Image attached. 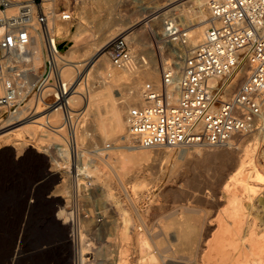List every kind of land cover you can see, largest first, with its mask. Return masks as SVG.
Returning <instances> with one entry per match:
<instances>
[{
	"label": "rangeland",
	"instance_id": "1",
	"mask_svg": "<svg viewBox=\"0 0 264 264\" xmlns=\"http://www.w3.org/2000/svg\"><path fill=\"white\" fill-rule=\"evenodd\" d=\"M42 2L53 3V10L56 14L62 10L71 13L69 20L61 19L59 15L56 19L64 29L68 28L67 33L58 34L57 40L62 45L65 44V41L77 40L69 47H62L61 53L65 60L86 59L101 44L105 46L112 37L120 33L124 34L132 21L143 20L141 26L137 28L135 36H131L129 40L131 51L138 59L137 65L144 62L143 60L148 61L147 66L157 65L155 63H158V66L163 64L160 73H158L159 79L162 78L160 74L163 72V67L165 68L169 63L174 64L176 56L180 55L181 51L178 52L177 48L180 46L175 42L173 46L170 44L165 46L163 42H157L149 36L147 26L152 21H147L149 19L147 17L150 8L165 5L166 8L162 12H167V14L162 16L163 19L174 17L175 22L186 29L196 18L195 13L200 11V8L193 3L184 5L182 8L179 7L177 11L176 9L172 10L174 5L168 7V2L171 0H42ZM206 8L207 5H204L201 10L207 19L209 12ZM178 14L186 16L187 19H179ZM146 27L147 30H145ZM110 32L114 34L105 41H101ZM162 48L164 50H161ZM87 49L91 53L85 55ZM181 49L185 51L183 47ZM105 58L109 64L105 69L106 74L114 76L116 73H121V69L113 66L106 54ZM94 63L95 61L83 73L79 70L75 71L72 80H70L71 82L78 79L82 88L80 92L83 93V99L80 98L81 100L73 106L75 109L84 110V95L87 89H89L87 91L91 90V93L99 95L108 92L105 90L103 82L110 78L105 74L101 75L97 69L98 64L93 66ZM146 65L137 68V71L132 73L133 75L123 69L124 74L122 75L124 76L115 81V85L109 90L112 91L110 94L118 100L124 99L128 91L127 87L135 85L137 77H140L137 83L140 88H143L145 83L151 82L141 74ZM42 68L43 66L39 72ZM90 69L91 72L86 75ZM34 82L35 79L32 80V83ZM154 83L156 84L157 81ZM127 84L129 85L127 86ZM33 91L23 90L29 106L34 101ZM119 92L121 93L119 94ZM138 104H141V101ZM127 111L126 109L124 115L127 114ZM92 112L89 111L87 116L83 111L76 119L79 123L77 157L71 156L66 150L68 149V130L61 126L58 127L61 129L59 130L61 133L56 134L55 138L40 137L37 139L25 136L37 147L34 148L36 155L29 157L20 144H15L18 142L14 139L17 132L15 129L20 123L18 117L8 116L5 109L0 108V136L2 135L0 137V264H10L11 251L17 237L18 255L14 264H75L76 259L73 263L70 238V235L75 232L78 233L79 239L83 238V241L81 240L77 245L80 251L82 246L87 248L82 264H110L117 260L120 264H140L141 255H144L148 250L159 254L161 259L158 260V264H201V256L205 253L203 250H207L208 243L206 242L217 235L220 217L229 205L223 185L229 176L236 172V168L232 167V162L244 154L243 151L238 152L237 147L238 145L244 146L247 139H252L257 130L237 135L234 137L232 146H191L187 149L185 156L180 155L183 147L169 146L148 148L145 155L135 154V157L139 158V164L136 168H131L123 178L126 194L119 186L115 168L111 166L113 161H110V164H104L100 160V157L105 155L104 153L108 151L112 153L111 149L115 144L124 143L118 140L117 136L112 135L102 139L104 135L102 136L99 126H97L98 121L93 117L94 113ZM38 115H41V112ZM52 116L49 119L52 124L58 126L62 118L56 121L57 114ZM13 145L15 146L13 147ZM104 146L105 148L101 149ZM263 146L264 142L257 156L262 167H264L261 161ZM59 147H64L65 150H61ZM7 149H13L12 154L8 155ZM39 150L40 152H36ZM120 150L127 151L126 148L121 147L115 151ZM140 150H135V152ZM64 151H66L67 158L63 157L62 152ZM217 154L228 155L231 161H224ZM209 155L211 156L209 157ZM86 156H90L93 160L91 165L85 168V171L81 161ZM54 161L58 164L56 165ZM96 163L100 166L103 165L105 172L112 177L111 191L114 195L112 198L114 202L104 200L103 184H101L104 180L99 177H104V175L96 172V168H94ZM51 173H53L52 176ZM76 178L79 189L74 192ZM252 179L249 181L253 186L258 187L256 192L258 195L250 203L260 204L250 206L248 218L250 221H256L259 224L258 233H263L264 221L260 222L263 216L260 209H264L262 208L264 207V181L258 182ZM88 181L91 182L89 187L86 186ZM75 200L79 205L77 217L71 210V205ZM245 202H249L247 198ZM116 203L120 205V208L126 209L130 213L126 232H130L129 226L132 231L124 240L121 231L124 224L123 216L118 213V206L113 205ZM61 209H64V214L59 217ZM97 212L99 213L97 214ZM99 216L102 218L101 222H97ZM199 219L205 221L206 233L201 239V247L192 255V258L190 254L197 249V246L192 244L188 247L192 251L189 249L181 251L178 248L175 235L183 226L190 230L193 229V225ZM246 221L243 214L236 220V223L243 224ZM53 222H57L60 229L54 228ZM145 236L151 245L150 248L142 250L137 242L139 238ZM187 240L191 241L192 238H187Z\"/></svg>",
	"mask_w": 264,
	"mask_h": 264
},
{
	"label": "built area",
	"instance_id": "2",
	"mask_svg": "<svg viewBox=\"0 0 264 264\" xmlns=\"http://www.w3.org/2000/svg\"><path fill=\"white\" fill-rule=\"evenodd\" d=\"M12 6L16 10L10 12ZM207 8L208 26L197 46L184 55L179 68L171 63L163 68L159 84L145 83L142 103L128 109L127 127L134 146L225 145L235 135L260 130L264 125V0H207ZM50 13L42 0H0V83L5 90L0 95V108L8 116L18 117V122L61 109V127L68 130L66 150L77 157L76 119L82 112L69 105L72 83L63 77L66 60L47 27ZM59 15L64 20L71 18L67 10ZM172 18L165 19V31L167 38L180 46V52L188 31ZM35 24L44 35L47 58L35 82L25 85L16 55L29 53ZM105 52L117 68L138 62L122 33L106 43ZM18 90H34L31 106L24 92ZM173 91L177 92L176 100L170 97ZM261 158L264 164V150ZM75 184L74 192L79 189L77 178ZM71 207L77 217L78 202L75 200ZM101 220L97 217V222ZM70 238L73 263L76 259V264H82L85 257L77 246L78 233Z\"/></svg>",
	"mask_w": 264,
	"mask_h": 264
},
{
	"label": "bare ground",
	"instance_id": "3",
	"mask_svg": "<svg viewBox=\"0 0 264 264\" xmlns=\"http://www.w3.org/2000/svg\"><path fill=\"white\" fill-rule=\"evenodd\" d=\"M190 3H193L195 6L199 7L200 11L198 13L196 12L197 14L195 13L196 18L192 17L195 19L188 26V29H189L188 39H187V43L183 46V49H185V51H183L181 49V54L176 56V60L174 63L176 68H179L181 66L184 55L188 54V51L190 52L195 46H197V44L203 38V35H204L205 30L207 28L206 26L208 25V22H206L208 20V18L206 19L204 12L201 10V8L204 5H207V0H171V2H168V7L170 5L171 6L174 5L172 10L176 9V11H177V10H179V7L182 8L184 5H188ZM44 7H45L46 11L52 12L48 15L47 27L49 28V30L56 37L60 33L61 34L67 33L68 28L64 29V27L61 26V24H59L56 21L59 14H56L55 10H53V3H51V2L47 3L46 2V3H44ZM165 8H166V6L164 5V6H160V7L153 6L152 8H150V10L148 9L149 14H148L147 18H149V19L147 21H152V22L150 23L149 26H147L148 30H147V27L145 30H147L149 36L151 38H153L154 40H156L157 42H160V43L163 42L165 46L167 44H170L173 46V43H172L173 41L171 39L167 38L166 31H165V23H164L165 20L163 19V17H164V14L165 15L167 14V12H162ZM199 8H197V9H199ZM194 9H196V8H194ZM15 10H16V7L12 6L9 11L13 12ZM180 11H181V9H180ZM192 15H194V14H192ZM177 16L179 17V19H184V20L187 19L186 16L181 15V14H178ZM59 17H60V15H59ZM142 22H143V20L142 21H132L128 25V30L126 32H124V34L127 36L128 40L131 39V36L132 37L135 36L134 34H135V32H137V28L141 26ZM110 28H111V26H110ZM128 31H129V33H128ZM31 33H32L33 37H32V40H31L29 46H28L29 53L18 52V54L16 55V58L19 60L18 61V68L24 71L23 77H24V79H26V82H27V83H25V85H29L32 82V80L35 79V75L39 72V69L42 66H44V63H45L46 58H47V54L45 52V47H46L45 38H44V35H43L42 31L40 30V27L38 26V24L34 25V27L31 30ZM113 34H114L113 32H110L109 34L105 35L101 41H105V39L111 37ZM76 41L77 40H74V39L71 42L65 41V44L62 45L61 42L57 40V46L59 47L60 50H62V47H64V46L69 47L71 44H74V42H76ZM104 48H105V46L103 44H101V46H98L97 49L95 50V52H93V53H91L90 50L87 49L86 50L87 54H85V55H88L90 53L91 54L86 59L66 60L67 62L64 66L62 74H63V77L65 79L72 80L75 71L79 70L80 72L83 73L87 70V68L91 65V63L93 61H95L93 66L98 64L97 69L99 70L101 75L105 74L106 77L110 78V79H108V81H104V82L102 79L105 90H108L107 93H104V94L100 93L102 95H99L96 93H91V90H90V92L87 91L89 89L86 88L87 90H86V93L84 95V101H85L84 110H81V112L85 111V115H87V113L89 111H91V112L93 111L92 112V113H94L93 117H95L96 120L98 121L97 126H99V129L102 133V136L103 135L105 136V137L103 136L104 138L101 136L102 139L107 138L106 136L112 135V136H117L119 138L118 140H121L124 143L121 145L115 144L111 149L112 153L109 151L104 153L105 155L101 156L100 160L102 162H104V164H110V161H113L112 162L113 165H111V166L113 168H115V170H116L115 176L117 177V179L119 181L118 182L119 186H121L120 188H122L124 193L127 194L126 187L123 183V178L131 168H136L138 166V164H139L138 159L139 158L137 159L135 157V154L145 155L148 152L147 151L148 148H154V147L144 148V147H138V146L133 145V143L131 142L129 133H128L127 120H126L127 114L124 115V112L126 111V109L128 110V108L131 105H139L138 104L139 101H141V103H142L143 88H140L139 85L137 84L140 77L136 78V84L135 85H133L131 87H127L128 91L126 93V97L124 99H120L121 101L116 99L115 97H113V95L110 94L112 91H109V90H111L112 86L115 85L116 80L121 79L124 76V75H122V74H124L123 69H124V71L127 70L130 74H132V73H135L137 71L136 70L137 68H139V67L141 68L143 65L145 66L148 61L145 60V62L138 64V65L136 64L137 61H134L131 64H129L128 66L120 68L121 73H119V74L116 73L114 76H111V75L105 73V69L108 68L109 64L106 61L107 58H105L106 52H105ZM161 50H164V49L162 48ZM60 56L64 60V57H63L61 52H60ZM78 57H80V55H78ZM165 62H163V63H165ZM155 64H157V65H151V66L146 65V68L141 72V74H142V76L147 78L149 81H151L153 83L155 81H157L156 84H159V82H160L159 80L161 78L160 79L158 78V73H160V71H161L160 69H161L163 64L161 66L160 65L158 66V63H155ZM91 69L87 72L86 75H88L91 72ZM127 71H125V72H127ZM139 71H141V70H139ZM129 73H127V74H129ZM160 75L162 77L163 72ZM12 78H15L13 73H12ZM104 80H105V77H104ZM71 83H72V86H71L70 95H69V105L72 107V106L76 105L75 103H77L78 101L81 100L80 98L83 99V93L80 92V90H82V88L80 87V82H78V79L75 80L74 82L71 81ZM128 85L129 84H127V86ZM30 87H31V85H30ZM74 88H76V90H74ZM104 88H102V90H104ZM169 90H175V89H173L172 87H169ZM18 91H20L22 93L23 90H18ZM4 92H5V90L2 86V84L0 83V95L3 94ZM100 92H101V90H100ZM120 93L121 92H119V94ZM170 97L172 100H176L177 99V92H174V91L170 92ZM82 108H83V106H82ZM38 114H40V113H38ZM38 114H36L37 116L34 115L31 118H28L24 121H21L15 129V130H17V132L15 133L16 135L14 136L15 137L14 139L18 141L17 143L15 142V144H20L21 147L24 149V151L27 153V155L29 157L36 155V154H34L35 153L34 148H37V147L35 145H33L32 142H29V140H27L25 138V136H31V137L37 138V139H39L40 137L55 138L56 134L61 133L59 131L61 129L58 128L59 126H61L62 119H63L61 109L57 108V109H53V110L48 111L46 114H42V113H41V115H38ZM53 114H55V115L57 114V120L56 121H58L59 118H62L61 123L58 126L52 124L51 120L49 119V118L53 117L52 116ZM94 122H95V120H94ZM53 126H55V127H53ZM77 128H78V125L75 128L76 142H77V137H78L77 136ZM78 135H79V133H78ZM236 136L237 135H235L234 137H236ZM79 137H80V135H79ZM234 137L232 138V140H230L228 142V144L217 145V146H232ZM247 140H246L247 143L245 145L243 144L244 146L240 147V145H238V147H237L238 152L243 151V153H244L243 156L237 160H234V161L232 160L233 161L232 167L234 166L236 168V172L233 173L232 175H230L228 180L225 181L224 182L225 184L223 185V191H224L225 196L228 198L227 201L229 202V205H228L227 210L224 211L220 217L219 230H218L217 235L214 236L210 241L206 242V243H208L206 246L207 250H203V252H205V253L203 255L201 254L202 255L201 256L202 257L201 264H264V232L258 233L257 228H258L259 224L254 220L250 221V219L248 218L249 213H250L249 212L250 206L260 204V203L257 204V202H255L256 204L250 203V201L253 200V198L258 195V193H256L258 191V189H257L258 187L253 186L249 180L251 178H253V179L257 180L258 182L264 181V167H262L260 165L259 160L257 158L258 151H259L262 143L264 142V125L262 126V128L260 130H257V133H255L253 135L252 139H247ZM196 145H200V144L183 146V149L180 151V155L185 156L187 153V149L191 146H196ZM14 146L15 145H13V147ZM120 147L126 148L127 151L120 150V151L116 152L115 150H117V149L119 150ZM59 148L61 150H65L64 147H59ZM104 148H105V146L102 147L101 149H104ZM13 149H7L8 155L12 154ZM140 149H143V150H140ZM135 150H140V151L135 152ZM194 150H196V149H194ZM263 150H264V146H263L262 152H263ZM36 152H40V150L36 151ZM62 153H63V157L67 158L66 157V151H64ZM196 153H197V151H196ZM198 153H200V152L198 151ZM210 156L211 155H209V157ZM218 156H220L222 158V160H224V161L230 160V156H228V155L220 154ZM261 156H262V153H261ZM35 157H37V156H35ZM92 160L93 159L90 156L89 157L86 156V157L82 158L81 165L84 167L83 170H85L86 167H89L91 165ZM261 161H262V158H261ZM54 163L56 165L58 164V162H55V161H54ZM94 168H96V172L98 174L102 173L104 175V177L99 176L100 179L102 177V179L104 180V182H101V184H103L102 190H103V195L105 197L104 200H106V199L112 200V198L114 196L112 191H111L112 177L107 172H105V168L103 165L100 166V165H97V163H96V165H94ZM109 170H111V169H109ZM86 173H88V172H86ZM52 174L53 173H51L50 175L52 176ZM99 177H98V179H99ZM133 189H134V187H133ZM112 190H113V188H112ZM242 192L244 193V196H242V194H243ZM115 198H116V195H115ZM246 198H247V201H249L248 203L245 202ZM57 199L59 200V198H57ZM109 204H110V202H109ZM113 205L118 206V213L123 216L122 221L124 224L122 225V230H121L123 232L122 233L123 234L122 239L123 240L127 239L129 236L128 234L132 231L131 227L129 226L130 232L129 233L126 232V228L128 227L126 224L128 221H130V213L126 209L120 208V205H117V203L113 204ZM262 208H264V207H262ZM260 211L263 215L260 219V222L262 223L264 221V209H260ZM116 213H117V211H116ZM61 214H64V209H61L59 211L58 216L60 217ZM243 214L245 215L247 221L243 224H237L236 220L239 219L241 217V215H243ZM52 226L54 228H59L57 222H53ZM193 227L194 228L190 230L187 227L183 226L178 230L177 234L175 235V237H176L175 239L178 242V248L181 251H183V250L188 251V249H189L188 247L191 246L192 244H193V246L194 245L197 246L196 247L197 249H195L192 253L188 252V253H191L190 254L191 257H192V255L195 254V252L198 251V249L202 245L201 239L205 236V233H206L205 232V228H206L205 227V221L199 219L196 221V224L193 225ZM191 233H193V234H191ZM122 234H121V236H122ZM189 236L192 238L191 241L189 240L190 242L187 240V238L188 239L190 238ZM82 239H80V242ZM137 244L139 245V247L142 250L150 248V245H151L149 243V241L146 239V236L139 238ZM204 245H206V244H204ZM232 248H235V249H232ZM86 249L87 248L85 246H82V248H81L82 256H83L84 252L86 251ZM189 250L192 251V249H189ZM148 251L144 255L141 253L143 256L141 255L142 259L140 261V264H158L159 263L158 260L161 259L159 254L157 253L158 254L157 255L155 252H152V250L149 252ZM17 255H18V237L15 240V244H14L12 251H11L10 264H14V261H15V258L17 257ZM192 258H190V259H192ZM99 264H102V263H99ZM110 264H120V262L117 260V262L115 261V263L113 262ZM189 264H191V263H189Z\"/></svg>",
	"mask_w": 264,
	"mask_h": 264
}]
</instances>
